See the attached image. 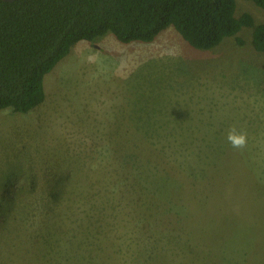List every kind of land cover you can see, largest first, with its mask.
Instances as JSON below:
<instances>
[{"label":"rangeland","instance_id":"obj_1","mask_svg":"<svg viewBox=\"0 0 264 264\" xmlns=\"http://www.w3.org/2000/svg\"><path fill=\"white\" fill-rule=\"evenodd\" d=\"M240 36L108 33L45 76L40 106L0 109V264H264V54Z\"/></svg>","mask_w":264,"mask_h":264},{"label":"trees","instance_id":"obj_2","mask_svg":"<svg viewBox=\"0 0 264 264\" xmlns=\"http://www.w3.org/2000/svg\"><path fill=\"white\" fill-rule=\"evenodd\" d=\"M260 8L264 0H245ZM236 0H0V109L27 114L46 99L43 81L79 42L110 34L118 43L149 44L173 29L192 49L224 40L264 54V23Z\"/></svg>","mask_w":264,"mask_h":264},{"label":"clouds","instance_id":"obj_3","mask_svg":"<svg viewBox=\"0 0 264 264\" xmlns=\"http://www.w3.org/2000/svg\"><path fill=\"white\" fill-rule=\"evenodd\" d=\"M228 141L235 149H244L247 146L246 133L237 132L235 128L228 135Z\"/></svg>","mask_w":264,"mask_h":264},{"label":"water","instance_id":"obj_4","mask_svg":"<svg viewBox=\"0 0 264 264\" xmlns=\"http://www.w3.org/2000/svg\"><path fill=\"white\" fill-rule=\"evenodd\" d=\"M1 1H4V2H13L14 0H1Z\"/></svg>","mask_w":264,"mask_h":264}]
</instances>
